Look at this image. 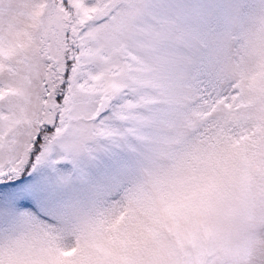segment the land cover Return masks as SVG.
<instances>
[{
  "label": "snow or ice",
  "instance_id": "1",
  "mask_svg": "<svg viewBox=\"0 0 264 264\" xmlns=\"http://www.w3.org/2000/svg\"><path fill=\"white\" fill-rule=\"evenodd\" d=\"M193 15L186 0H0V232L54 222L69 187L232 107L211 46L189 55Z\"/></svg>",
  "mask_w": 264,
  "mask_h": 264
},
{
  "label": "clouds",
  "instance_id": "2",
  "mask_svg": "<svg viewBox=\"0 0 264 264\" xmlns=\"http://www.w3.org/2000/svg\"><path fill=\"white\" fill-rule=\"evenodd\" d=\"M186 3L189 55L211 46L232 107L69 187L54 222L0 232V264H264V0Z\"/></svg>",
  "mask_w": 264,
  "mask_h": 264
},
{
  "label": "trees",
  "instance_id": "3",
  "mask_svg": "<svg viewBox=\"0 0 264 264\" xmlns=\"http://www.w3.org/2000/svg\"><path fill=\"white\" fill-rule=\"evenodd\" d=\"M16 178H19V177H16ZM2 182H4V181H0V183H2Z\"/></svg>",
  "mask_w": 264,
  "mask_h": 264
},
{
  "label": "rangeland",
  "instance_id": "4",
  "mask_svg": "<svg viewBox=\"0 0 264 264\" xmlns=\"http://www.w3.org/2000/svg\"><path fill=\"white\" fill-rule=\"evenodd\" d=\"M31 174V173H30Z\"/></svg>",
  "mask_w": 264,
  "mask_h": 264
}]
</instances>
